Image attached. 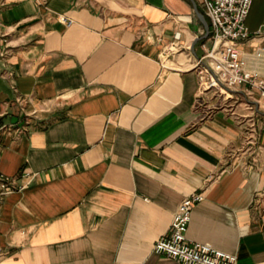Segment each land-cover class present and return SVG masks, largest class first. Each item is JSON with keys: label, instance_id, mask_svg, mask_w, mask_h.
<instances>
[{"label": "crops", "instance_id": "obj_1", "mask_svg": "<svg viewBox=\"0 0 264 264\" xmlns=\"http://www.w3.org/2000/svg\"><path fill=\"white\" fill-rule=\"evenodd\" d=\"M246 24L264 78V0ZM209 29L199 0H0V172L17 185L0 264H181L153 247L194 193L188 240L264 264V106L244 85L199 104Z\"/></svg>", "mask_w": 264, "mask_h": 264}, {"label": "built area", "instance_id": "obj_2", "mask_svg": "<svg viewBox=\"0 0 264 264\" xmlns=\"http://www.w3.org/2000/svg\"><path fill=\"white\" fill-rule=\"evenodd\" d=\"M199 1L212 25V46L194 64L199 75V104L204 105L205 96L209 93L222 97L234 87L244 85L250 92H258L259 103L264 106V78L257 71L248 68V61L238 48V42L250 34L246 20L254 0ZM58 19L66 25L73 22L65 15ZM6 54V48H0V57L5 58ZM256 55L260 57L262 53L259 51ZM4 128L5 125L0 122V129ZM16 186L14 179L0 172V201L13 192ZM203 198L202 193H194L180 203L171 222L169 235L154 243V252L181 264H237L236 254L218 249L207 242L188 240L187 231L193 207Z\"/></svg>", "mask_w": 264, "mask_h": 264}, {"label": "rangeland", "instance_id": "obj_3", "mask_svg": "<svg viewBox=\"0 0 264 264\" xmlns=\"http://www.w3.org/2000/svg\"><path fill=\"white\" fill-rule=\"evenodd\" d=\"M230 93L229 92H227L226 94H224L223 96H226V97H230V95H229ZM209 95L210 96H212V95H214V97L216 96H218V94H213V93H209ZM223 96H222V98H223Z\"/></svg>", "mask_w": 264, "mask_h": 264}, {"label": "water", "instance_id": "obj_4", "mask_svg": "<svg viewBox=\"0 0 264 264\" xmlns=\"http://www.w3.org/2000/svg\"><path fill=\"white\" fill-rule=\"evenodd\" d=\"M208 28H209V27H208ZM210 33H211V31H210V29H209V34H210ZM209 34H208V35H209Z\"/></svg>", "mask_w": 264, "mask_h": 264}, {"label": "bare ground", "instance_id": "obj_5", "mask_svg": "<svg viewBox=\"0 0 264 264\" xmlns=\"http://www.w3.org/2000/svg\"><path fill=\"white\" fill-rule=\"evenodd\" d=\"M224 92V91H223ZM226 93V92H225Z\"/></svg>", "mask_w": 264, "mask_h": 264}]
</instances>
